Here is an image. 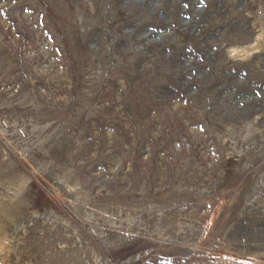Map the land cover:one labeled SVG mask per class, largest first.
<instances>
[{
  "label": "rangeland",
  "instance_id": "374dc122",
  "mask_svg": "<svg viewBox=\"0 0 264 264\" xmlns=\"http://www.w3.org/2000/svg\"><path fill=\"white\" fill-rule=\"evenodd\" d=\"M0 264H264V0H0Z\"/></svg>",
  "mask_w": 264,
  "mask_h": 264
}]
</instances>
